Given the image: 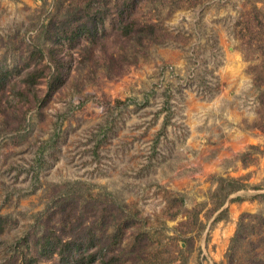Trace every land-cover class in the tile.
I'll return each instance as SVG.
<instances>
[{"label":"rangeland","instance_id":"obj_1","mask_svg":"<svg viewBox=\"0 0 264 264\" xmlns=\"http://www.w3.org/2000/svg\"><path fill=\"white\" fill-rule=\"evenodd\" d=\"M55 1L0 0V66L24 71ZM194 2L142 0L136 13L184 43L142 50L108 18L109 36L89 57L88 40L67 49L69 75L49 98L47 75L30 89L20 84L23 96L0 91V264H22L65 192L142 217L145 259L125 264H231L240 215L264 218V0ZM218 176L243 187L215 210ZM175 193L184 205L166 220ZM257 221L245 218L232 264L264 253ZM132 241L128 234L121 248Z\"/></svg>","mask_w":264,"mask_h":264},{"label":"trees","instance_id":"obj_2","mask_svg":"<svg viewBox=\"0 0 264 264\" xmlns=\"http://www.w3.org/2000/svg\"><path fill=\"white\" fill-rule=\"evenodd\" d=\"M193 4L194 1L191 0ZM142 0H56L53 10L47 16V21L38 30V45L29 53V63L24 71L16 68L0 66V91L9 88L20 96V84L30 89L47 75V91L45 99L49 98L66 80L70 71V61L67 49L80 48L83 40H88L85 46L86 56L89 48L108 37L105 20L110 18V24L117 36L140 47L142 50L155 45L169 42L184 43L179 34L170 32L162 21L139 20L136 13ZM132 44V45H133ZM45 60L47 64H43ZM33 61V64L31 62ZM48 72L45 74V69ZM20 72L18 80L12 77L15 71ZM217 186L210 198L216 200L217 210L223 205L229 194L240 190L243 184L234 178L218 176ZM170 194V193H168ZM183 196L175 193L169 196L167 207L163 213L166 220H173L182 211ZM125 205L113 200L107 204L101 202V209L92 198L67 192L48 207V216L38 226L28 244L30 249L23 253L22 264H39L47 260V264H125L145 259L146 248L149 245L148 232L142 231V217L138 213H127ZM221 210L215 220L224 216ZM257 219L259 225L264 224L257 215L241 214L233 237L230 239L227 259L233 262L232 249L236 242L244 238L242 228L246 226L245 218ZM197 218V217H195ZM109 228L111 229L110 231ZM257 229H259L257 225ZM253 230L254 232L257 231ZM133 236L128 249L121 248V243L127 235ZM28 243L27 239H24ZM190 243V242H189ZM192 247V243L189 244ZM120 250V253L114 250ZM253 264H264V253Z\"/></svg>","mask_w":264,"mask_h":264}]
</instances>
